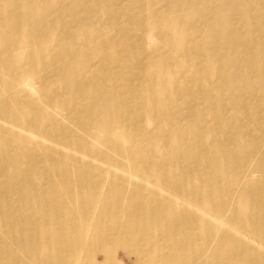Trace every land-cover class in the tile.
Masks as SVG:
<instances>
[{
  "label": "bare ground",
  "instance_id": "bare-ground-1",
  "mask_svg": "<svg viewBox=\"0 0 264 264\" xmlns=\"http://www.w3.org/2000/svg\"><path fill=\"white\" fill-rule=\"evenodd\" d=\"M118 253L264 264V0H0V264Z\"/></svg>",
  "mask_w": 264,
  "mask_h": 264
},
{
  "label": "rangeland",
  "instance_id": "rangeland-1",
  "mask_svg": "<svg viewBox=\"0 0 264 264\" xmlns=\"http://www.w3.org/2000/svg\"><path fill=\"white\" fill-rule=\"evenodd\" d=\"M133 15L137 16V12H135ZM163 49H164V50H163ZM161 52H162V53H168V52L171 53V52L169 51V48H168L167 46H163V48L161 49ZM166 67H169V66H166V65H164V66H160V67L153 66V67L151 68V70H152L154 73H157L160 69H163V68H166ZM213 81H215V80H213ZM117 258H118V259H121V260L123 261L124 264H130V261H127L126 259H124L121 253H118V254H117Z\"/></svg>",
  "mask_w": 264,
  "mask_h": 264
}]
</instances>
